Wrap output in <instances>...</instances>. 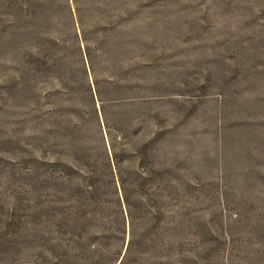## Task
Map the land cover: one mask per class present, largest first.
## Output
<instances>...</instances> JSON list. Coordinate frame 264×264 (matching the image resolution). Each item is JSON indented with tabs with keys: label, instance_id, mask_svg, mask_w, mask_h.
Wrapping results in <instances>:
<instances>
[{
	"label": "rangeland",
	"instance_id": "rangeland-1",
	"mask_svg": "<svg viewBox=\"0 0 264 264\" xmlns=\"http://www.w3.org/2000/svg\"><path fill=\"white\" fill-rule=\"evenodd\" d=\"M78 2L86 41L73 0H0V264L120 262L128 222L43 227L55 162L105 155L150 212L123 264H264V0Z\"/></svg>",
	"mask_w": 264,
	"mask_h": 264
},
{
	"label": "trees",
	"instance_id": "trees-1",
	"mask_svg": "<svg viewBox=\"0 0 264 264\" xmlns=\"http://www.w3.org/2000/svg\"><path fill=\"white\" fill-rule=\"evenodd\" d=\"M79 0H73L74 10L78 14V22L82 29V39L86 41L83 21L77 4ZM82 1V0H81ZM69 10L71 11L70 7ZM85 10V9H84ZM72 12V11H71ZM27 14V12H26ZM28 15V14H27ZM75 35H77L75 33ZM54 44L56 41H52ZM86 53L89 50L86 45ZM89 55V52H88ZM29 170L35 175H40L41 160L31 157ZM59 168L58 173L47 176L43 179V202L42 218L44 234L48 242L54 239L57 233L71 230V234L79 241L84 234L81 227L84 220H91L92 226H98L100 220H106L109 224L121 228L128 222L129 238L125 253L118 264H123V260L131 250L135 240L134 226L136 225V216L133 211L150 213L145 209L143 195L133 192L135 199H132V192L127 188V183L121 175L118 165L112 163L108 156H104L101 161L86 163V171L76 170L64 161H56ZM117 166V167H116ZM133 182L138 186L141 175L132 172ZM110 236L108 231H95L90 235L91 240H96L100 233ZM118 254V253H117ZM117 256V255H116ZM113 260L110 264H115Z\"/></svg>",
	"mask_w": 264,
	"mask_h": 264
}]
</instances>
